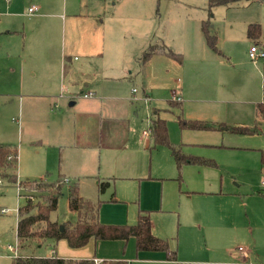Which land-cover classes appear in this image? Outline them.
<instances>
[{
	"label": "rangeland",
	"instance_id": "1",
	"mask_svg": "<svg viewBox=\"0 0 264 264\" xmlns=\"http://www.w3.org/2000/svg\"><path fill=\"white\" fill-rule=\"evenodd\" d=\"M24 5H27L25 0H0V142L19 147V179H37L46 175L48 179L41 180L50 182L60 174L61 145L53 142L54 138L68 142L72 128L64 114L58 112L51 116L43 111L44 108L50 110V102L44 105L43 101L35 99V107L27 108L28 101L23 97V92L31 78L26 57L29 50L19 26L28 19ZM12 8H17L21 13L16 22L6 15ZM77 9L81 17L89 10L84 8L82 12L81 8ZM106 11L108 37L105 46L100 55L89 58L92 65L84 71L90 81L96 79L94 73L114 76V79L104 80L106 92L130 96L132 88L138 90L134 94L136 99L122 100L121 103V110L126 111L123 113L131 119V131L127 137L130 144L138 147V151L120 148L119 157H116L120 162L130 155L137 156L138 169L134 176H128L132 175L128 172L129 168L118 170L121 178L111 179V186L103 193L98 191L97 183L91 182L94 178H88L86 182H90L86 184V194L84 191L82 193L94 201L102 200L99 218L107 223H134L139 208L151 209L152 219L160 229L170 232V237L173 235L174 238H168L172 246L178 245L179 258L182 259L179 264H187L183 259L202 262L223 259L229 261L228 264H241L243 259L238 250L241 245L249 249L252 262L264 263V165L259 150L260 147L264 148V132L190 129L182 127L178 119L180 114L186 119H209L212 124L216 123L212 122L213 119H219L230 125L245 123L253 126L257 118L256 104L264 98V61L254 63L249 56L252 40L247 35V25L249 22L264 25V0H244L212 8L211 25L218 35V48L223 54L219 55L211 49L210 69L199 71L188 81L194 87L208 85L211 90L217 91V95L214 92L197 95L215 100L188 101V106L185 109L183 106L182 110L169 104L173 90L178 89L172 90L175 78L182 77L177 72L180 62L167 55H157L154 57L156 61L150 65L151 75H148L141 56L148 45L151 27L154 28L150 32L154 33L153 37L163 39L176 52L182 51L174 47L186 49V45L191 44L189 41L200 40L206 46L201 22L208 17V0H108ZM7 29H13V33H1ZM70 43L67 26L66 46L69 47ZM30 51L41 59L38 45L32 46ZM80 57L83 59L82 55ZM221 60L225 63H221ZM184 61H189L188 55ZM95 69H99V72ZM143 87L151 95V103H146ZM107 101L112 103V100ZM57 103V107L53 104V109H61ZM153 108L161 110L170 140L175 145L182 144L186 151L212 157L217 165H185L180 181L179 170L169 147L154 146L150 135ZM45 115L51 119H46L48 123L43 128L41 120ZM144 129L149 131L147 135ZM34 132L50 138L43 140L42 144V149L48 148L47 163L43 152L39 155L36 151L32 152L28 134ZM125 174L127 176L122 177ZM0 180V206L5 209L0 212V254L6 255L12 252L8 244L14 245L17 240L18 206L24 202V198L19 195L23 189L18 187L17 182L10 181L6 176L0 177ZM68 184L64 186L58 208L52 214L60 224L78 220L77 212L69 207ZM192 189H217L225 193L188 191ZM33 192L36 194L33 200L36 201L39 192ZM113 196L117 200H113ZM171 228L173 230L169 231ZM58 241L47 238L41 243L35 242L32 253L49 255L56 247L61 248L59 253H67L61 243L57 244ZM100 242L108 245L106 255L128 258L143 254L137 251L134 238L129 242L122 239H103ZM207 248L221 250L220 253L224 255L226 251L223 250L227 249L230 255L226 257ZM27 249V246H19V253L27 254L24 252ZM10 254L0 256V264H10L13 253ZM129 261V264H133Z\"/></svg>",
	"mask_w": 264,
	"mask_h": 264
},
{
	"label": "crops",
	"instance_id": "2",
	"mask_svg": "<svg viewBox=\"0 0 264 264\" xmlns=\"http://www.w3.org/2000/svg\"><path fill=\"white\" fill-rule=\"evenodd\" d=\"M7 1L10 2L11 0H7ZM26 3L27 5H24V8L26 14L28 15L27 17L28 19L23 21L19 26H21L20 30L24 32L23 36L28 44L29 56L26 57H28V67H30L29 75L31 76V78L30 80L28 79V85H27L28 88L25 89V91L23 92V97H25L28 101L27 103L28 109H33L35 107V99H40V101H43L44 105H46L47 102H50L51 104L50 110L44 108L43 109L44 112H47L51 116L53 115V113L60 112L61 115L64 114L66 118L69 120L68 125L70 128H72V132L68 137L69 141L68 142L60 141L58 137H55L53 141L61 145V150L59 152L61 157L59 175L65 176L67 180H72L73 178L72 181H78L80 184L79 187H80L81 196L83 198H89L84 196V194H86L85 193L86 184L90 182V181L86 182V179L94 178V180L91 182L97 183L98 186L100 180L111 181V179L121 178L119 177L120 175H118L117 173L118 170H126L129 168L128 172L129 174L132 175H128V176H134L136 174L135 172L138 169L137 156L130 155L129 158L120 160V162H118L119 160H117L116 157H119L118 151H120L119 150L120 148L125 150L138 151V147L135 146L134 144H130L129 138L127 137L129 131H131V126H130L131 119L129 117H126V114L123 113L126 111L121 110L122 100L132 101L136 99L137 97L134 94L138 90L134 92L132 88L130 96L116 95L113 93L106 92L103 88L106 85V82L104 80L110 78L114 79V76L112 75L100 76L97 75V73H94L97 77L93 81H90L86 77L87 73H85L84 69L87 66L92 65V62L90 60L91 57H94V55L101 54L100 51L103 50L106 39L108 37L106 31V19H107L106 10H107L108 0H29L28 2L27 0H25V4ZM33 5L37 6V10L34 12H30L29 8ZM77 8H81L82 12L84 8H89V10L87 9L88 10L87 13H85V15L81 17L80 12H78ZM6 15H9L10 18H14L16 22L17 17H19L21 13L17 8H12L10 9V11L6 13ZM67 26H68V33L70 34V39H71V43L69 47L66 46ZM152 30H154V28L151 27V29L148 32V34H150L147 43L148 45H146V49H144V51L148 50L152 45H165L171 48L164 42L163 39L153 37L154 33H150ZM3 32L13 33V29H7L6 31H1V33ZM189 42L191 44L188 43L186 45L187 46L186 49H180L178 47L176 48L173 46L175 49L181 50L185 54V57L187 55L189 56V61L186 62L184 61L185 59L184 54L182 52H178L181 53L182 56L184 57V59L182 58V61H178L175 59L176 61L180 62L181 66H179L177 72L181 73L182 77L178 76L175 78V85H174L175 87L172 88V90L174 88L180 89L182 95V100L180 102L182 104V108L184 106V109L186 106H188L187 104L188 101L208 102L215 100V99H203L202 97H199L197 95L204 94L207 92H211V93L214 92V95L215 96L217 95V91L211 90L212 88L207 87L208 85H199L198 87H194L193 85H191L192 82L189 83L188 80L190 78H194L199 71L209 70L210 64H212L211 61L212 55L210 54L211 52H209L211 51L212 48H210L207 41L205 42L206 46L202 45V42L200 40H195L194 42L189 41ZM35 45H38L41 48V52H40L41 59L33 55L32 52L30 51V48ZM217 53L219 55L223 54L222 50L221 52H217ZM81 55L83 56V59H81L80 57ZM157 55H166V54H154L145 64H142L143 67H145L144 70L146 74L151 75L152 68L150 65H153V63L156 61L154 57H156ZM24 61L25 59L21 62L22 65H24ZM221 61H222L221 63H225L224 60ZM173 67L175 66L173 65ZM95 70L99 72V69H95ZM80 71H83V73H81ZM262 73L264 75V71ZM38 74L40 75L38 76ZM143 90L145 93L144 99L149 97L150 98L149 102L151 103L152 100L151 95L149 94L146 88L143 87ZM88 92H92L93 94L91 96H85V94ZM61 99H67V100L63 101ZM107 100H112V103L108 102ZM57 102H59L60 104L59 108L61 109L52 108L54 103H55V107L58 106ZM258 103L256 104L257 118L254 119L253 126L255 125L257 126V128L259 129V132H257V134H260V132L262 133L264 132V117H260L258 114L257 111ZM65 105L67 106L66 108ZM22 111H23V107H22ZM46 119H51V118H47L46 115L43 117V119L41 120L43 124V128L47 126L48 121ZM190 119H199L209 122L208 121L209 119L207 120L203 118H190ZM212 122H216L213 123L217 126L214 129L219 128L223 131L226 130L230 131V124L227 121L213 119ZM234 124L248 125L245 123H234ZM21 135H22V128H21ZM28 138L31 140L30 142L32 143V147H33L31 148L32 152L34 153L37 152L38 155L41 152H43V155L45 156L47 163L48 148L46 149L44 147L42 149L43 147L42 144H43V140H50V138L43 133L40 134L36 132L32 134H28ZM183 142L185 141H182V143ZM0 144H6V143L0 142ZM12 146L17 147L16 145H12ZM18 148L19 147H17V149ZM181 148L185 153L193 154L192 152L184 150L182 144H181ZM260 149H264V148L260 147L259 150ZM22 151L23 148L21 147V153ZM17 152L19 155L20 153L19 149ZM52 152H54V150ZM194 155L202 156L200 154H194ZM210 158L212 159V157ZM105 162H108V164H106ZM262 164L264 165V163ZM125 176L127 175L125 174L122 177ZM44 178L48 179L46 175H41L37 179H44ZM263 180L264 178L262 179V184H263ZM82 191H84V194L82 193ZM98 191H99V186H98ZM188 191L208 193V194L225 193L224 190H217V189H205V190L192 189ZM112 199L117 200L115 196H113ZM2 210H3L2 212L5 211L4 208ZM146 210H150L152 212L151 209H146ZM99 216H100V210H99ZM17 218L19 220L18 215ZM18 220H17V226H18ZM137 220H138V213H137ZM151 220H152V229L156 235L164 238H168V237L174 238L173 235H171L172 237H170L171 234L170 232L166 233V231L160 229L158 223L154 219H152V215H151ZM136 222L115 223V224H135ZM172 230L173 229L171 228L169 231ZM131 238L125 241L129 242ZM101 240L103 239L100 240L90 239L89 242L84 246L71 247L66 239H60L57 242V244L61 243L63 245V248L65 247V249L67 250L66 251L67 253H59L58 250H61V248L56 247L52 249V254H57L60 257L72 258V259L94 258L95 260H100V261L122 260L125 261L127 264H129L130 262L129 260H131L133 264L137 262L140 264H179V260H182L179 258L178 245L172 246L171 244L173 248H177L178 250V255L176 260L168 259L166 253L163 251H149V250L140 251L143 254L138 255L136 257L134 256L128 258L126 257L119 258L118 256L113 254L106 255V253L109 252L108 245L104 246V242H100ZM17 242H18V231H17L16 243ZM14 245L9 243L8 248ZM67 245H69L70 247ZM134 245L136 247V239ZM31 246L32 247L30 248L29 246H27L28 249L24 251L25 253H27L26 255L33 254L31 248H33L35 244H32ZM207 249L210 252L224 255L223 253H220L221 250L215 249L213 251L211 248H207ZM247 250H248V256L245 258L246 260L242 257V254L240 253L243 259L241 261V264H246L245 263L246 261H252L251 256L249 254V249L247 248ZM225 251L226 253L224 256L228 257L230 254L227 253L228 252L227 249L223 250V252ZM194 252L197 254L195 250ZM10 253H7L6 255L10 256L11 255ZM3 255L5 254L4 253L0 254V256ZM42 256H48V255H42ZM13 257L14 256L12 254V259ZM183 261H185L187 264H197L198 262H201L198 264L230 263L229 261L223 259H210L204 262L199 261L197 259H192V260L183 259ZM260 264H264V263H260Z\"/></svg>",
	"mask_w": 264,
	"mask_h": 264
},
{
	"label": "trees",
	"instance_id": "3",
	"mask_svg": "<svg viewBox=\"0 0 264 264\" xmlns=\"http://www.w3.org/2000/svg\"><path fill=\"white\" fill-rule=\"evenodd\" d=\"M244 0H208V17L201 22L204 37L213 50L221 52L218 48V35L212 28V8L217 5H231ZM250 1V0H245ZM247 35L253 42H259L264 46V25L261 22H250L247 25ZM154 54H166L178 61H182V54L175 52L165 45H152L144 51L141 61L145 64ZM264 87V84H263ZM169 104L182 110L180 101L169 100ZM257 111L260 117H264V102H259ZM182 127L190 129H214L216 125L199 119H186L178 116ZM230 130L238 133H257V126L230 125ZM150 135L154 146L165 145L169 147L179 170L178 179L182 180V170L186 164L215 166L214 159L204 156L187 154L181 146L175 145L169 137L166 119L161 116V110L152 109ZM18 149L10 144H0V177L6 176L10 181L17 182L23 191L19 193L24 202L18 206V245L20 247L31 246L33 243H41L47 238L55 240L66 239L71 247L86 245L90 239H123L131 237L136 239L137 251H163L170 260H176L177 248H173L168 238L160 237L153 232L151 211L139 209L138 220L135 224L104 223L99 218V210L102 200L94 201L83 198L80 193L78 181L67 180L65 176L50 182L41 179H19L17 174L18 158H9L12 152ZM18 153V152H17ZM261 162L264 163V149H260ZM68 184V200L71 210L76 211V222L65 221L64 229L60 228V222L54 219L52 214L58 208L59 198L63 188ZM111 185L110 180H100L98 186L101 193ZM33 191H38L39 196L35 200ZM33 193V194H32ZM2 211L0 206V212ZM11 264H96L94 258L72 259L60 257L56 254L39 256L19 253L13 257ZM100 264H127L125 261L103 260Z\"/></svg>",
	"mask_w": 264,
	"mask_h": 264
},
{
	"label": "built area",
	"instance_id": "4",
	"mask_svg": "<svg viewBox=\"0 0 264 264\" xmlns=\"http://www.w3.org/2000/svg\"><path fill=\"white\" fill-rule=\"evenodd\" d=\"M36 10H37V6H35V5H33L29 8L30 12H34ZM249 56L255 63L258 62L259 60L264 61V46L259 42H252V44L249 48ZM133 91L135 92V91H137V89L133 88ZM92 94H93L92 92H88L85 94V96H91ZM172 100H175V101H181L182 100V95H181L180 90H178V89L173 90ZM145 101L149 102L150 98L149 97L145 98ZM262 102H264V98H263ZM144 133L148 134L149 131L145 129ZM18 156L19 155L17 152H12L8 157L9 158H19ZM263 184H264V180H263ZM18 247H19L18 242L14 246L9 247V249L13 252L14 257L19 255V251H18L19 248ZM238 249H239V252L242 254V257L245 259L248 256L247 248L240 246ZM95 261H96V264H100L102 262L100 260H95ZM245 263L246 264H255L252 261H246Z\"/></svg>",
	"mask_w": 264,
	"mask_h": 264
},
{
	"label": "water",
	"instance_id": "5",
	"mask_svg": "<svg viewBox=\"0 0 264 264\" xmlns=\"http://www.w3.org/2000/svg\"><path fill=\"white\" fill-rule=\"evenodd\" d=\"M60 228L61 229H64V224H60Z\"/></svg>",
	"mask_w": 264,
	"mask_h": 264
}]
</instances>
